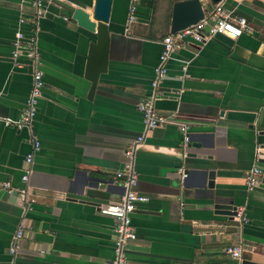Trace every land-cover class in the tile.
<instances>
[{
	"label": "crops",
	"instance_id": "0c3cea01",
	"mask_svg": "<svg viewBox=\"0 0 264 264\" xmlns=\"http://www.w3.org/2000/svg\"><path fill=\"white\" fill-rule=\"evenodd\" d=\"M178 1L140 0L128 32L132 0H113L108 70L92 98L85 75L96 34L72 15L78 3L92 15L95 0L49 6L37 34L45 88L32 134L41 150L25 185L29 132L4 121L19 120L31 94L34 67L25 58L16 66L12 53L18 31L35 37V11L32 0H0V264H114L116 222L100 207L119 202L123 189L115 181L126 151L145 134L138 105L153 93ZM224 9L255 33L217 34L168 61L156 108L189 126L191 141L184 148L173 124L147 133L138 147L135 190L149 202L132 215L137 240L125 250L128 264H240L226 254L229 247H242L244 261L264 264V185L250 192L246 184L255 166L263 169L256 156L264 145V0H227ZM25 186L32 201L26 216L13 196ZM23 220L28 229L13 256Z\"/></svg>",
	"mask_w": 264,
	"mask_h": 264
},
{
	"label": "built area",
	"instance_id": "2783aa9c",
	"mask_svg": "<svg viewBox=\"0 0 264 264\" xmlns=\"http://www.w3.org/2000/svg\"><path fill=\"white\" fill-rule=\"evenodd\" d=\"M57 0H32V6L35 11L32 24L35 27V37L27 40L25 35L20 30L15 36L13 43L14 50L12 60L16 66H19V61L22 58L30 61L34 67L33 85L30 97L27 101L26 109L21 118L17 121H4L6 126H15L19 130H27L29 132V143L32 146L31 153L25 160V174L22 181L25 185L28 184L30 176L33 173L34 159L41 150V143L32 134L35 118L38 111L40 101L44 97V72L38 52L37 34L39 32V22L48 14V8ZM227 0H221L217 5H213L210 9L206 6L205 17L199 23L190 26L175 34H169L162 40L163 52L160 57V64L155 69V78L152 82L153 93L142 99L138 105V109L143 116L145 134L138 138L136 142L126 151L127 162L125 170L118 173L115 184L120 185L123 189L118 203L108 204L100 207V213L104 216L111 217L116 222V261L114 264H128L125 250L127 246L137 240V233L132 223V215L137 210L138 205L149 202V198L140 195L136 192L135 187L138 183V174L135 170V157L137 149L145 142L146 134L156 129L167 125H179L182 130L184 148L190 145V128L184 124L176 123L173 117H167L159 113L156 108V102L163 97L161 84L168 77L167 63L179 52L195 46L202 48L207 45L214 35L221 34L232 39H238L245 34H254L255 29L248 23L245 18L238 17L233 12H228L224 9V4ZM140 0H132L128 21V32L133 23L137 21L138 6ZM65 20H69L66 18ZM25 20L20 21V25H24ZM209 29V31H208ZM261 151L257 152V159ZM182 179H186L187 175L184 170H181ZM263 169L255 166L247 175L246 184L250 192H253L261 183ZM10 188V185H6ZM18 192L24 206V216L32 210V201L29 199V189L27 186L15 190ZM239 217H242V212H237ZM28 226L23 220L20 224L17 233L12 239L10 254L15 256L21 250V243ZM226 254L234 261L243 264L244 250L242 247H229L226 249Z\"/></svg>",
	"mask_w": 264,
	"mask_h": 264
},
{
	"label": "water",
	"instance_id": "95a60500",
	"mask_svg": "<svg viewBox=\"0 0 264 264\" xmlns=\"http://www.w3.org/2000/svg\"><path fill=\"white\" fill-rule=\"evenodd\" d=\"M221 0H210L212 5H217ZM78 8L73 11L72 19L78 26L90 33L96 34V41L90 48L88 58L86 78L92 83L90 98L95 93L100 77L108 70L109 49H110V29L109 23L113 7V0H95L92 15L86 11L85 5L78 3ZM207 8L202 0H183L174 4L171 20L170 33L175 34L190 26L199 23L205 17ZM209 31V29H208ZM191 141V140H190ZM262 153L259 155V163L263 165L262 184L264 185V145ZM165 171H162L164 174ZM184 173L187 175L186 171ZM208 176L209 182L214 184V172L204 173ZM94 182H97L93 178ZM186 180V179H184ZM13 196H19L15 191ZM20 203L23 205L22 201ZM235 210V209H234ZM229 216L237 215V212H227ZM243 264H259L245 261Z\"/></svg>",
	"mask_w": 264,
	"mask_h": 264
}]
</instances>
